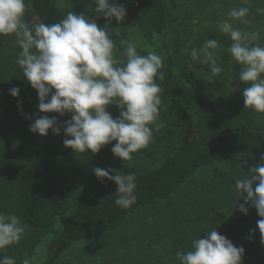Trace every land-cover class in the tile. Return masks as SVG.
Segmentation results:
<instances>
[{
  "label": "trees",
  "instance_id": "16d2710c",
  "mask_svg": "<svg viewBox=\"0 0 264 264\" xmlns=\"http://www.w3.org/2000/svg\"><path fill=\"white\" fill-rule=\"evenodd\" d=\"M62 1L68 12L105 26L118 64L130 41L141 55L151 50L163 57L165 78L155 82L161 88L164 127L127 162L112 153L116 141L94 155L65 147L63 141L71 137L63 125L71 114L39 111L38 93L16 63L21 49L14 36H0V212L15 214L28 226L18 244L0 250V259L10 256L22 264L42 245L36 264H180L176 253L189 251L194 239L215 229L244 248L242 264H264L260 218L250 203L247 215L239 210L247 194L240 198L234 188L235 179L264 163V114L244 109L240 66L227 52L230 38L217 28L231 9L248 7L250 23L234 21L233 26L261 29L258 43L264 45V13L256 11L264 8V0H181L187 15L173 14L170 0H116L127 14L109 25L95 13L93 0ZM25 3L30 27L58 23L67 14L53 0ZM191 17L200 18L196 31ZM209 39L220 44L215 51L223 68L213 77L189 56ZM224 73L225 80H233L223 84L229 99L219 89ZM14 87L20 90L17 97L10 95ZM107 111L113 118L120 113L115 105ZM42 115L57 119L59 135L29 130ZM95 168L112 169V175L134 173L136 203L118 207L117 185L106 178L101 182ZM74 178L77 185L70 184Z\"/></svg>",
  "mask_w": 264,
  "mask_h": 264
},
{
  "label": "clouds",
  "instance_id": "9594fccd",
  "mask_svg": "<svg viewBox=\"0 0 264 264\" xmlns=\"http://www.w3.org/2000/svg\"><path fill=\"white\" fill-rule=\"evenodd\" d=\"M93 3L97 16L102 15L108 21L105 25L113 18L119 23L126 17V8L116 0H93ZM25 11V0H0V36H14L21 49L16 63L38 93L39 111L60 116L71 114L63 125L65 136L71 139L63 143L76 153L90 150L94 155L116 141L111 149L114 156L123 162L131 161L132 154L147 148L154 132L164 127L160 122L161 88L155 82L157 79L163 82L165 78L161 71L163 57L151 50L141 55L137 43L130 41L124 50L123 63L118 64L114 58L116 45L105 26L98 27L85 14L67 12L58 23L41 22L30 27L24 19ZM249 11L248 7L231 9L228 18L217 23V28L230 38L227 52L230 60L240 66L239 81L246 85L242 91L244 109L264 114V45L258 43L262 30L233 26L234 21L249 24ZM256 11L264 13V8ZM218 48L219 42L209 39L200 48H192L189 56L194 64L206 65L210 77L217 76L223 71L215 51ZM19 91L11 88L10 95L17 97ZM112 105L120 109L116 118L107 111ZM57 125L55 117L42 115L30 124L29 130L47 136L51 129L59 135ZM113 171L93 169L101 182L106 178L117 185L115 204L128 209L137 201L136 175L120 171L110 174ZM234 188L240 198L247 194L239 205L243 214L247 215L249 203L256 209L260 218L257 227L264 244V163L251 168L243 178L235 179ZM27 227L15 214L0 212V250L18 244ZM39 251L35 249L32 257L25 258L22 264H33ZM244 252L242 246H234L213 229L206 231L205 238L194 239L189 251H178L176 259L180 264H242ZM0 264H16V260L4 256Z\"/></svg>",
  "mask_w": 264,
  "mask_h": 264
},
{
  "label": "rangeland",
  "instance_id": "374dc122",
  "mask_svg": "<svg viewBox=\"0 0 264 264\" xmlns=\"http://www.w3.org/2000/svg\"><path fill=\"white\" fill-rule=\"evenodd\" d=\"M58 6H60V7H62L63 9H65L67 12H68V10H67V6L64 4V2L62 1V0H53ZM171 2H172V10H171V12H173V14H181V15H183L184 13H185V15H187L188 14V6H181L180 5V1L181 0H170ZM187 5H189L188 3H187ZM87 19V18H86ZM198 19H200L199 17H198ZM198 19L197 18H195V17H191V22H192V29H193V31H196V29L198 28L197 26H196V24H195V22L196 21H198ZM227 73H224L223 75H222V78L223 79H220L219 81H220V86H219V89H223V97H225V98H227V99H229L230 98V95H229V92L226 90V86L225 87H223V84L226 82V83H229V85H230V83H233V80H231V78L230 77H228V79L227 80H225V78L227 77ZM233 89H234V87H233ZM234 98H232V100H233ZM224 101V100H223ZM70 181V184L71 185H77V183H76V181H77V178H74L73 180H69ZM134 220V219H133ZM133 220H129L128 222H130L129 223V225H132V221ZM77 248H81V246H78ZM39 249H40V251H39V253H37V259L33 262V264H36V263H38L41 259H42V250H43V246L41 245L40 247H39Z\"/></svg>",
  "mask_w": 264,
  "mask_h": 264
}]
</instances>
